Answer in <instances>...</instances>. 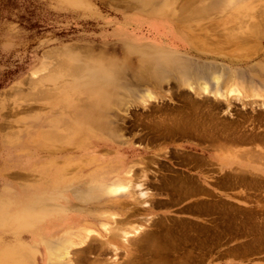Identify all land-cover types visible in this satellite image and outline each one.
Wrapping results in <instances>:
<instances>
[{"label":"rangeland","instance_id":"1","mask_svg":"<svg viewBox=\"0 0 264 264\" xmlns=\"http://www.w3.org/2000/svg\"><path fill=\"white\" fill-rule=\"evenodd\" d=\"M138 11L173 16L185 36L179 56L197 64L190 76L172 71L158 86L123 67L138 88L132 96L102 73L114 69L105 62L168 57L120 42L112 24ZM202 68L215 69L221 87L203 91L211 78L194 77ZM146 88L155 91L141 96L146 110L136 102L126 115V103ZM96 115L108 132L90 130ZM76 121L87 130L75 134ZM257 128H264V0H0V264H210L229 244L205 228L149 234L155 218L143 209L145 192L152 180H171L139 145L162 133L245 138ZM92 141L98 155L84 156ZM260 218L230 214L227 233L264 235ZM245 239L233 252L264 248V238Z\"/></svg>","mask_w":264,"mask_h":264},{"label":"crops","instance_id":"2","mask_svg":"<svg viewBox=\"0 0 264 264\" xmlns=\"http://www.w3.org/2000/svg\"><path fill=\"white\" fill-rule=\"evenodd\" d=\"M169 18L174 17L138 11L126 13L121 18L125 20L123 23L121 21L113 23L114 31H121L119 39L123 45L140 50L158 48L160 55L168 57L155 58L146 54L137 63L127 61L125 64L118 60H109L105 64H110L109 66L114 68L113 71L102 73L107 78H112L110 80L116 84L120 83L129 88L128 92L132 96L138 92V88L131 87L133 80L125 78L126 72L123 67L132 75H136L135 77L141 76L143 82H156V86L167 82L172 71L185 76L194 73L193 67L197 63L179 56L182 47L185 46L183 43L185 36L173 27L168 21ZM193 43L195 44L194 41ZM124 50L127 54L132 52L125 48ZM96 61L102 62L98 58ZM148 92L152 95L155 93L146 88L138 95L136 101L127 102L125 114L128 115V111L135 108L136 102L141 107V96L148 95ZM141 108L146 110L144 107ZM98 118L97 115L90 117V130L102 129L108 132L109 126ZM73 125L74 129L86 127L81 121H76ZM256 133L258 134L245 138L242 133L228 138L227 136L197 138L195 134L162 133L155 140L140 144V147L149 150L148 154L158 159L167 169L163 172L164 177L171 180L169 185L152 180V185L145 192L148 195L147 206L143 209L148 219L155 218V226L152 229L148 228L149 234L161 227L173 228L178 225L202 227L208 230V238H221L222 243L229 244L221 251H215L208 256V259L212 260L210 264H264V248L255 252L239 254L233 252L238 244L248 241L245 238H264V235L249 234L243 237L235 232L227 233L228 228L234 223L228 216L235 212L259 213L261 215L259 221L264 222V128L256 129ZM108 134L111 136L114 133ZM137 145L134 144L136 147ZM133 150L141 151L137 148ZM62 206L65 210L78 208L77 204ZM32 238L36 237L32 235Z\"/></svg>","mask_w":264,"mask_h":264},{"label":"bare ground","instance_id":"3","mask_svg":"<svg viewBox=\"0 0 264 264\" xmlns=\"http://www.w3.org/2000/svg\"><path fill=\"white\" fill-rule=\"evenodd\" d=\"M147 8V10H150V8L147 6L146 7ZM155 10V9H154ZM60 68V67H59ZM196 67H194V69H195ZM207 68V67H206ZM207 71L206 72H204V68H202L201 69V71H199V72H196V71H198V70H196L195 71V74H194V77L195 78H201V79H207V78H211V83H209V85H208V83H206V85H203V87H202V89H203V91H205V92H208V90H209V88L210 87H212V86H215V88H219V87H221V83H220V76H217L218 75V73H216L215 72V69H213L214 70V72L211 70V71H209L210 69H206ZM69 71V70H68ZM218 71V70H217ZM217 74V75H216ZM205 81V80H204ZM203 83V82H202ZM202 85V84H201ZM222 87H224V86H222ZM44 94V93H43ZM46 94V93H45ZM33 95V94H32ZM34 96V95H33ZM46 96V95H45ZM34 97H36V96H34ZM43 97V96H42ZM44 99V98H43ZM219 99V98H218ZM253 102V101H252ZM252 106V105H251ZM165 115V114H164ZM178 118H179V116H178ZM82 126V125H81ZM34 127V126H33ZM30 128V127H29ZM29 128H27V129H29ZM75 128V126H73V129L72 130H74V132H75V134L77 133V132H81V131H85V130H87V129H85V127L82 129V128H79V127H77L76 129H74ZM258 129V128H257ZM90 131V130H89ZM247 131V130H246ZM82 134V133H81ZM80 136V135H79ZM89 136H90V140H95L96 138H97V135H96V133L95 132H91L90 134H89ZM239 136V135H238ZM228 138V137H227ZM232 138V137H231ZM240 138V137H239ZM244 138V137H243ZM242 139V138H241ZM254 139V138H253ZM79 140V139H78ZM89 140V141H90ZM264 141V140H263ZM83 142V141H82ZM93 142V141H92ZM248 142V141H247ZM219 143V142H218ZM256 143V142H255ZM93 145H91L90 147L88 146V147H85L84 149H82L81 150V153L84 155V156H87V157H95V156H97L98 155V151H97V149H96V147H97V145H95L94 144V142L92 143ZM223 144V143H222ZM261 144V143H260ZM85 145V144H84ZM216 145V144H215ZM227 146H229V145H227ZM231 146H233V145H231ZM235 146V145H234ZM221 147V144L219 145V148ZM156 148V147H155ZM214 148V147H213ZM217 148H218V145H217ZM218 148V149H219ZM223 148V147H222ZM221 149V148H220ZM224 149H225V147H224ZM254 152V151H253ZM18 153V152H17ZM256 153V152H255ZM10 154V153H9ZM82 154H81V156H82ZM252 154V153H251ZM257 154V153H256ZM14 155V154H13ZM13 155H11L12 157H13ZM16 156V155H15ZM239 157V156H238ZM33 158V157H32ZM264 158V157H263ZM253 159V158H252ZM15 160H16V157H15ZM36 160V159H35ZM261 160V159H260ZM22 161V160H21ZM252 161H254V160H252ZM12 162V161H11ZM24 162V161H23ZM33 162V161H32ZM262 162V161H261ZM9 163V162H8ZM17 163H20V162H18L17 161ZM32 164V163H31ZM15 166V165H14ZM106 166V165H105ZM98 167H102V166H98ZM103 169V168H102ZM108 169V168H107ZM73 170V169H72ZM106 170V169H105ZM103 172V171H102ZM134 172V171H133ZM98 173V172H97ZM95 174V173H94ZM100 174V173H99ZM103 174V173H102ZM253 174V173H252ZM92 175V174H91ZM113 175V174H112ZM111 175V178H113V177H115V176H112ZM95 177V179L94 180H96V178H97V176L95 175L94 176ZM98 177H100V176H98ZM133 177V176H132ZM98 179V178H97ZM113 181H115V183H117L118 181L116 180V177L113 179ZM134 181V180H133ZM110 183H114V182H110ZM240 183V182H239ZM134 185V184H133ZM132 185V186H133ZM139 185V184H138ZM114 189V192H119L120 190H122V189H124V190H126L125 188H124V186H111V189ZM128 188V187H127ZM110 189V191H112ZM112 219V218H111ZM116 228V227H115ZM68 230V229H67ZM70 230V229H69ZM122 230V229H121ZM120 230V231H121ZM55 231L53 230V231H51V233L53 234ZM110 232V231H109ZM64 233H65V231H64ZM145 233V232H144ZM49 234L50 233H47V236H49ZM51 234V235H52ZM80 234V233H79ZM111 234V233H110ZM129 234V233H128ZM50 235V236H51ZM76 235V234H75ZM49 236V237H50ZM77 236V235H76ZM73 238H81V236H77V237H73ZM141 238V237H140ZM120 239V238H119ZM134 239V238H133ZM74 240V239H73ZM79 240V239H78ZM132 240V239H131ZM130 242V241H129ZM132 242V241H131ZM79 243H80V241H74L73 243H71V246H76V245H79ZM127 243V242H126ZM61 253V252H60ZM63 254V253H62ZM53 256V255H52ZM64 257V256H63ZM70 264V263H69ZM107 264V263H106Z\"/></svg>","mask_w":264,"mask_h":264},{"label":"flooded vegetation","instance_id":"4","mask_svg":"<svg viewBox=\"0 0 264 264\" xmlns=\"http://www.w3.org/2000/svg\"><path fill=\"white\" fill-rule=\"evenodd\" d=\"M236 118H237V117H236ZM238 119L242 120L241 118H238Z\"/></svg>","mask_w":264,"mask_h":264}]
</instances>
